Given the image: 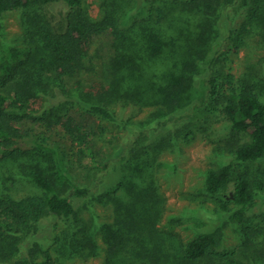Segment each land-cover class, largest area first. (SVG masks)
Listing matches in <instances>:
<instances>
[{
    "label": "trees",
    "instance_id": "1",
    "mask_svg": "<svg viewBox=\"0 0 264 264\" xmlns=\"http://www.w3.org/2000/svg\"><path fill=\"white\" fill-rule=\"evenodd\" d=\"M56 5L67 8L58 20L50 10ZM86 5L0 0V39L4 16L20 11L28 55L0 67V179L16 166L40 189L17 197L0 182V264H73L98 256L100 264H253L240 250H224L223 224L241 222L264 192V172L237 175L233 163L264 159L257 85L264 55L240 75L219 55L225 47L236 54L248 38L264 50V0H100L96 13ZM242 7L244 17L232 27L230 12ZM102 37L110 39L109 50L98 66L91 49ZM41 51L46 57L35 65L31 60ZM127 106L143 115L119 118L117 108ZM84 115L98 132L80 119ZM220 121L229 123L223 149L233 159L209 168L204 183L221 204L218 222L183 241L172 227L160 226L167 199L158 157L171 142L189 143L196 130L207 133ZM22 122L60 126L77 161L88 158L90 181L37 141L36 151H50L52 170L16 165L25 154L19 143L29 135L20 133ZM111 127L118 132L102 144ZM94 201L111 204L110 221L83 214Z\"/></svg>",
    "mask_w": 264,
    "mask_h": 264
},
{
    "label": "rangeland",
    "instance_id": "2",
    "mask_svg": "<svg viewBox=\"0 0 264 264\" xmlns=\"http://www.w3.org/2000/svg\"><path fill=\"white\" fill-rule=\"evenodd\" d=\"M99 3L100 0H86L89 12L96 13ZM50 10L54 13L55 19L58 20L65 16L67 8L63 5H56ZM244 12V7L230 12L232 27L239 25L244 17ZM23 36L24 27L21 12L6 14L3 18V31L0 39V67H9L11 64H16L28 57ZM109 41L108 37H102L95 40V44L92 46L91 53L98 55L94 57L93 62L98 66L101 62L99 58L108 55ZM263 55L264 50L256 45L255 39L248 38L236 54H232L228 47H225L219 55V60L223 61L227 58L231 71L235 75H240L244 71H248L251 68L249 66L256 65L259 57ZM45 57V53L41 51L35 58H32L31 62L40 65L42 64L41 58ZM87 78L88 76L83 78L86 84L91 81L90 78L86 80ZM257 82L260 98L264 102V74L261 78H257ZM36 100L38 103L39 100ZM37 107L38 104H36ZM116 111L118 117L122 119L130 116L139 118L143 115L131 106L118 107ZM81 118L86 121L91 130H95V133L99 131L91 117L84 115L80 116ZM212 129L215 131L213 134ZM19 131L25 135L29 132V135L19 143L20 150L25 154L21 153L16 165L21 163L28 167L37 164L44 171L52 170L53 159L50 151L48 149L36 151L35 141H37L43 144L42 146L57 151L66 166L72 168L76 177L85 182L90 181L92 174L90 173L91 170L87 169L89 167L87 165L88 158H85L82 164L77 161L76 147L70 143L60 126L47 129L39 124L22 122L19 124ZM106 132L107 134L101 137L102 144H106V140L111 139V135L116 134L118 129L111 127ZM195 133L196 135L192 137L189 143L185 144L182 140L175 144L171 142L158 157L161 162L158 180L167 199L160 226L164 229L172 227L173 232L183 241L194 238L198 232L207 228L208 224L218 222L217 217L221 211V204L205 191V176L209 168H219L233 159V155L223 149L224 141L228 139L230 134L228 122L220 121L212 124L211 129L207 131L209 135L201 130H196ZM119 151L121 148L116 149L114 156L118 155ZM233 163L237 175L241 173L261 176L264 172V159L245 163L234 161ZM1 179V186L4 191L8 190L7 192L14 196L22 197L40 193V189L28 177L23 176L16 166L10 168L9 171L6 170ZM231 191L232 185L230 184L226 193ZM83 214L86 217L92 214L97 222H101L110 221L113 211L111 204L94 201L89 210H84ZM223 225L225 251L240 250L239 253L242 251L249 262L264 264V192L258 194L253 203L248 206L241 222L227 219ZM42 233L46 236L43 228L39 230L41 240L44 237ZM72 263L100 264L101 257L76 258Z\"/></svg>",
    "mask_w": 264,
    "mask_h": 264
}]
</instances>
